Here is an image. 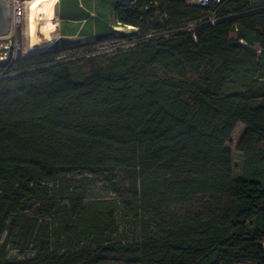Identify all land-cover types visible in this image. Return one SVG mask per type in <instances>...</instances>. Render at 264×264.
<instances>
[{
    "label": "trees",
    "instance_id": "obj_1",
    "mask_svg": "<svg viewBox=\"0 0 264 264\" xmlns=\"http://www.w3.org/2000/svg\"><path fill=\"white\" fill-rule=\"evenodd\" d=\"M94 1L136 27L122 38L141 39L67 57L66 38L0 76V233L47 196L45 184L78 173L103 178L162 233L0 264H264V1L224 0L214 23L190 0ZM66 9L90 17L79 0ZM106 34L97 29L95 39ZM240 122L237 172L227 144ZM72 200L80 224L97 209L89 230L103 233L112 211L84 194Z\"/></svg>",
    "mask_w": 264,
    "mask_h": 264
},
{
    "label": "rangeland",
    "instance_id": "obj_2",
    "mask_svg": "<svg viewBox=\"0 0 264 264\" xmlns=\"http://www.w3.org/2000/svg\"><path fill=\"white\" fill-rule=\"evenodd\" d=\"M29 2L30 0L24 1L23 14L19 18H15L12 15L14 0H8L7 5L11 6V10L6 17L7 20L5 19L7 21L6 34H0V36H11L14 59L34 56L43 52L50 53L55 47L63 48L65 46L62 41H57L30 47ZM114 24L117 28L114 29L113 34L101 41L84 37H71L72 42L67 43V51H65L64 56L81 57L101 52L109 53L119 47H131L141 39L137 35H133L131 39L121 37V33L138 34L135 26ZM74 42L88 43L85 47L77 48ZM256 47L259 46L256 45ZM1 74L4 73L1 72ZM245 127L243 122L238 123L227 144L234 153L237 172H240L242 166V153L237 144ZM44 186H46L47 196L35 198L26 207L23 215L17 217L12 225H8L7 229L0 233V258L27 260L49 256L69 257L92 248L103 238L127 242L140 239L145 234L148 237L149 234L160 235L162 233L160 228H157V224L155 225V221L149 216L144 221L143 218H136L129 213L124 206L122 196L109 190L103 178L94 177L88 173H78L67 176L58 182L47 183ZM79 194H84L86 201L100 202L109 211H112L113 218L111 220L106 219L109 224L103 233L99 234L94 230H89L100 222L101 216L97 209H93L90 214L82 218L81 224L84 229H87L86 231H84L76 214L71 211L72 196L76 197ZM50 203L55 204L53 211L50 214L43 212L41 207L48 206ZM161 221L163 223V220ZM66 226L70 229H64Z\"/></svg>",
    "mask_w": 264,
    "mask_h": 264
},
{
    "label": "crops",
    "instance_id": "obj_3",
    "mask_svg": "<svg viewBox=\"0 0 264 264\" xmlns=\"http://www.w3.org/2000/svg\"><path fill=\"white\" fill-rule=\"evenodd\" d=\"M66 1L64 0V9L61 13V16L65 15V18L57 17L58 24H60L68 38L71 37H84L88 39H95L96 38V31L99 29L100 33L106 34V38L113 34L114 30L111 29L117 28L114 23H119L116 19L113 9L109 8H101L100 10L96 9L95 1L89 0L88 3H84L83 0H79V6L85 8L87 11L90 12V17L88 18H81L84 15L74 16L73 12L66 13ZM121 2V1H120ZM126 2V1H122ZM119 3V2H117ZM101 21L99 28H97V22ZM120 24V23H119ZM131 26V24H126ZM125 25V26H126ZM133 26V25H132ZM84 27H89L92 33L87 35H81L80 30Z\"/></svg>",
    "mask_w": 264,
    "mask_h": 264
},
{
    "label": "water",
    "instance_id": "obj_4",
    "mask_svg": "<svg viewBox=\"0 0 264 264\" xmlns=\"http://www.w3.org/2000/svg\"><path fill=\"white\" fill-rule=\"evenodd\" d=\"M64 9V0H41L31 8L32 41L36 45L63 41L66 36L60 24L55 25L53 18L59 16ZM7 12L0 0V25L5 21Z\"/></svg>",
    "mask_w": 264,
    "mask_h": 264
},
{
    "label": "built area",
    "instance_id": "obj_5",
    "mask_svg": "<svg viewBox=\"0 0 264 264\" xmlns=\"http://www.w3.org/2000/svg\"><path fill=\"white\" fill-rule=\"evenodd\" d=\"M24 1L25 0H14L12 5V15L15 18H19L24 11ZM195 4H199L208 7L209 10L202 18L201 21L214 23L217 19V12L219 11L220 5L224 0H190ZM256 3H261L264 0H254ZM19 20V19H18ZM17 20V22H19ZM12 38L10 35L0 36V76L3 75L1 72L7 70L8 65L14 59L12 52Z\"/></svg>",
    "mask_w": 264,
    "mask_h": 264
},
{
    "label": "bare ground",
    "instance_id": "obj_6",
    "mask_svg": "<svg viewBox=\"0 0 264 264\" xmlns=\"http://www.w3.org/2000/svg\"><path fill=\"white\" fill-rule=\"evenodd\" d=\"M1 1H2L3 6L6 9L7 16H8L9 13H10V10H11V6L7 5L8 4V0H1ZM40 1L41 0H30V2H29V23H30V32H31V46L30 47L31 48L32 47H37V46H42V45L33 44V41H32V14H31V8H32V6H34L35 4H37ZM6 20H7V18H6ZM6 20L0 25V34H6V28H7V21ZM53 23L55 25H58V20H57L56 16L53 18ZM50 43L51 42L46 43V44H50Z\"/></svg>",
    "mask_w": 264,
    "mask_h": 264
}]
</instances>
